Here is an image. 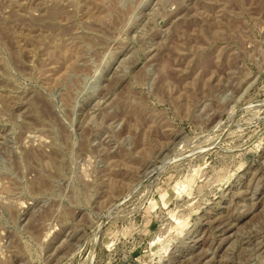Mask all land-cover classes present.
I'll list each match as a JSON object with an SVG mask.
<instances>
[{"label": "rangeland", "instance_id": "rangeland-1", "mask_svg": "<svg viewBox=\"0 0 264 264\" xmlns=\"http://www.w3.org/2000/svg\"><path fill=\"white\" fill-rule=\"evenodd\" d=\"M0 264H264V0H0Z\"/></svg>", "mask_w": 264, "mask_h": 264}]
</instances>
